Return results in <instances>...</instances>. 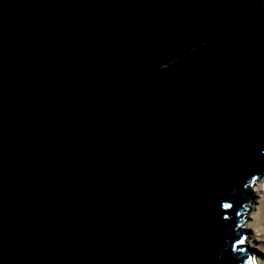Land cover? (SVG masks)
Returning a JSON list of instances; mask_svg holds the SVG:
<instances>
[{
	"label": "water",
	"instance_id": "obj_1",
	"mask_svg": "<svg viewBox=\"0 0 264 264\" xmlns=\"http://www.w3.org/2000/svg\"><path fill=\"white\" fill-rule=\"evenodd\" d=\"M253 176L264 0H0V264H247Z\"/></svg>",
	"mask_w": 264,
	"mask_h": 264
},
{
	"label": "rangeland",
	"instance_id": "obj_2",
	"mask_svg": "<svg viewBox=\"0 0 264 264\" xmlns=\"http://www.w3.org/2000/svg\"><path fill=\"white\" fill-rule=\"evenodd\" d=\"M257 180H259V182L257 183V186L255 187V185L253 186V184H256L255 181H257ZM255 181L252 182L251 189H254V191H253V195H251V198L249 199L246 215L247 216H248V214H250L249 216L254 215L255 220H258V218H259V224H258L259 231L256 233V236H253L254 234H252V232H251V236L249 238L250 243L249 242L246 243L248 236H249L248 234H246V236L244 237V243L243 244L250 245L251 240H252V244H253V242L257 243L258 247L254 248V244H253L252 248L254 251L252 250L253 252H250L252 254V258H253L254 262L257 264L258 259H257L256 254L259 255L261 260H264V252H260V250L264 251V221L260 219V212L264 208V181L260 180V179H255ZM255 194L258 195L257 199H255ZM253 207H254V210L252 209ZM251 213H253V214H251ZM245 220H246V218H245ZM253 232H255V230ZM262 264H264V262Z\"/></svg>",
	"mask_w": 264,
	"mask_h": 264
},
{
	"label": "bare ground",
	"instance_id": "obj_3",
	"mask_svg": "<svg viewBox=\"0 0 264 264\" xmlns=\"http://www.w3.org/2000/svg\"><path fill=\"white\" fill-rule=\"evenodd\" d=\"M256 182V184H253V186L255 185V187L257 186V183L259 182V180H257V181H255ZM254 182V183H255ZM253 191H254V189H251V193H250V198H251V195H253ZM249 198V199H250ZM258 198V195L257 194H255V199H257ZM255 203V202H254ZM253 210H254V207L252 208ZM252 210V211H253ZM251 214H253V213H251ZM250 214H248V216L246 215L245 216V218H246V220L244 221V223H243V228L245 229V231L247 232V234L249 235L248 236V239H247V241H246V243H248L249 242V238H250V236H251V232H252V234H254L253 236H256V233L259 231V228H258V224H259V218H258V220H255V216L254 215H251V216H249ZM250 219V220H249ZM260 219L261 220H263L264 221V208L261 210V212H260ZM255 230V232H253ZM258 241V240H257ZM250 243V242H249ZM253 244H254V248H256V247H258V245H257V243L256 242H253ZM253 244H252V240H251V244L250 245H246V244H244V245H246V247L248 248V250L250 251V252H253L254 250H253ZM253 250V251H252ZM257 251V250H256ZM260 252H264L263 250H260ZM257 253V252H256ZM263 254V253H262ZM256 256H257V264H262L263 262H264V260H261L260 259V257H259V255H257L256 254ZM256 264V263H255Z\"/></svg>",
	"mask_w": 264,
	"mask_h": 264
},
{
	"label": "snow or ice",
	"instance_id": "obj_4",
	"mask_svg": "<svg viewBox=\"0 0 264 264\" xmlns=\"http://www.w3.org/2000/svg\"><path fill=\"white\" fill-rule=\"evenodd\" d=\"M255 179H256V177L253 176V177H252V180L255 181ZM223 207L228 208V207H230V205L225 204ZM243 243H244V238L242 237L240 240H238V241L236 242V244H233V245H232L233 250H236L237 247H238L239 245H242ZM239 250H240L241 252L244 251V249H243L242 247H241ZM247 264H255V262H254V260H253L252 257H248Z\"/></svg>",
	"mask_w": 264,
	"mask_h": 264
}]
</instances>
